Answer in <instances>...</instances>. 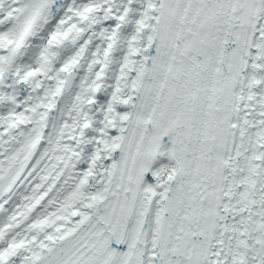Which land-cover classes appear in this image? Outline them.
I'll return each mask as SVG.
<instances>
[{
    "label": "snow or ice",
    "instance_id": "6c2138e0",
    "mask_svg": "<svg viewBox=\"0 0 264 264\" xmlns=\"http://www.w3.org/2000/svg\"><path fill=\"white\" fill-rule=\"evenodd\" d=\"M0 264H264V0H0Z\"/></svg>",
    "mask_w": 264,
    "mask_h": 264
}]
</instances>
